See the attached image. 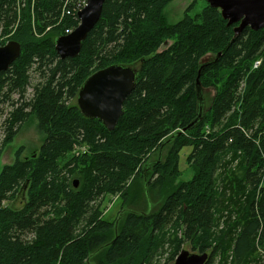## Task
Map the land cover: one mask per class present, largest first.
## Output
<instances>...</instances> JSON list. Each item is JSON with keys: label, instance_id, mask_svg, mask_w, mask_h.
Returning <instances> with one entry per match:
<instances>
[{"label": "trees", "instance_id": "16d2710c", "mask_svg": "<svg viewBox=\"0 0 264 264\" xmlns=\"http://www.w3.org/2000/svg\"><path fill=\"white\" fill-rule=\"evenodd\" d=\"M170 1L105 0L79 54L60 58L74 0H0V45L20 44L0 71V158L31 117L44 134L36 153L19 148L1 167L0 264L173 263L186 243L205 264H264V28L235 34L207 3L168 24ZM113 64L137 77L109 131L76 97ZM147 170L151 206L133 187ZM107 195L127 203L117 220L102 217Z\"/></svg>", "mask_w": 264, "mask_h": 264}, {"label": "water", "instance_id": "95a60500", "mask_svg": "<svg viewBox=\"0 0 264 264\" xmlns=\"http://www.w3.org/2000/svg\"><path fill=\"white\" fill-rule=\"evenodd\" d=\"M105 0H87L85 7L78 13L79 23L68 34L54 40V49L60 58L76 57L87 33L94 27L101 16ZM206 3L220 10L227 25L238 23L234 28L238 34L243 28L252 30L264 28V0H205ZM20 44L9 40L0 45V71H4L19 56ZM205 65L203 63L200 68ZM137 69L129 65L113 64L99 69L88 76L79 88L76 105L87 118H96L109 130H113L118 118L123 113V103L133 91ZM197 86L199 81H196ZM77 185V182H74ZM207 252H191L181 249L173 264H205Z\"/></svg>", "mask_w": 264, "mask_h": 264}, {"label": "rangeland", "instance_id": "374dc122", "mask_svg": "<svg viewBox=\"0 0 264 264\" xmlns=\"http://www.w3.org/2000/svg\"><path fill=\"white\" fill-rule=\"evenodd\" d=\"M205 6H206L205 0H171L164 8L163 15L166 23L168 24L176 23L179 20H181L185 14L194 16L195 14L200 12ZM1 40H4V38ZM6 42L7 40H5L4 43ZM255 62L253 64V67H255L254 66ZM33 76L34 77L31 79L32 83H34L35 81V75ZM209 93H212V91H210ZM0 108L3 110V115L0 116V133H1L4 114H6V112L9 111L10 108L7 103L1 104ZM43 138H44V134L37 129V121L35 120L34 117H31L17 130V133L15 137H13L12 142L7 144L4 151L2 152L0 158V170L4 164L12 163V161L15 158V152L19 148H22L21 157H25V156L29 157L33 153H36V151H38V148L42 143ZM86 150L87 147L84 145L76 146L66 156V159L71 158L72 156H78V155L80 156ZM190 150H191L190 147H184L179 153L178 165L180 170L182 171V174L179 179L182 180H188L193 175V169L189 166L188 162L186 161V156L190 152ZM155 156L156 154L153 153L151 156H149V160H152L153 158H155ZM149 178H150V170H147V173L144 174V178L140 176L137 180H135L133 187H135L134 190L137 192L136 194L140 198L142 197L141 193H144L143 199L148 201L149 205L151 206L152 204L150 199L148 198L147 184H146L147 182L146 179L149 180ZM131 189L129 190L128 197L133 196ZM102 208H103L102 217L109 221H113L115 219L117 220V217L119 215L121 217L123 213L127 211L128 206L127 203H123V201H121L118 195H107L104 197V200L102 202ZM183 248L193 252L191 246L188 243L184 244ZM164 257L165 258H162L157 263L158 264L172 263V261L169 259V254L168 255L165 254Z\"/></svg>", "mask_w": 264, "mask_h": 264}, {"label": "built area", "instance_id": "2783aa9c", "mask_svg": "<svg viewBox=\"0 0 264 264\" xmlns=\"http://www.w3.org/2000/svg\"><path fill=\"white\" fill-rule=\"evenodd\" d=\"M87 3V0H74V4H73V13L75 15V17L77 18L76 20H78L79 23V19H78V13L85 7ZM72 30H66L65 34L70 33ZM5 44V43H4ZM259 61L255 62V67L258 65Z\"/></svg>", "mask_w": 264, "mask_h": 264}, {"label": "bare ground", "instance_id": "6f19581e", "mask_svg": "<svg viewBox=\"0 0 264 264\" xmlns=\"http://www.w3.org/2000/svg\"><path fill=\"white\" fill-rule=\"evenodd\" d=\"M17 42V41H16Z\"/></svg>", "mask_w": 264, "mask_h": 264}]
</instances>
